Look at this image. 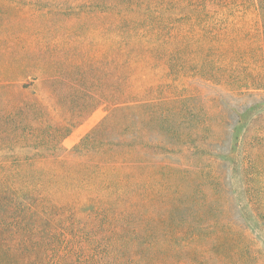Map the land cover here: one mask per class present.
<instances>
[{
	"label": "trees",
	"instance_id": "trees-1",
	"mask_svg": "<svg viewBox=\"0 0 264 264\" xmlns=\"http://www.w3.org/2000/svg\"><path fill=\"white\" fill-rule=\"evenodd\" d=\"M97 1L101 24L113 30L112 70L99 76L100 61L80 51L49 63L46 93L32 102L18 83L0 109V144L22 148L31 119L33 134L53 133L58 119L71 120L70 104L97 101L98 91L107 95V76L113 81L108 114L79 145L33 141L30 158L0 160V264H184L181 256L185 264H228L241 251L264 262V203L254 201L264 187L248 189L255 171L240 155L258 147L264 171V97L256 93L264 91V75L243 73L246 58L264 57V0ZM9 7L0 2L1 11ZM252 10L257 19L242 17ZM100 46L107 49L105 40ZM180 80H198L215 94L179 97ZM14 86L7 80L0 91ZM241 97L252 103L232 107ZM187 121L193 128L178 133ZM225 143L226 151H210ZM44 149L49 154L36 153ZM179 154L198 162L197 172L179 175L182 164H192L173 163ZM212 162L230 165L241 183L234 190L240 226L224 221V207L216 210L219 190L200 183L212 185L215 175L202 173ZM169 179L199 192L155 196Z\"/></svg>",
	"mask_w": 264,
	"mask_h": 264
},
{
	"label": "rangeland",
	"instance_id": "rangeland-1",
	"mask_svg": "<svg viewBox=\"0 0 264 264\" xmlns=\"http://www.w3.org/2000/svg\"><path fill=\"white\" fill-rule=\"evenodd\" d=\"M0 2L8 3L11 7L0 10V48H7L6 51H0V83L7 80L13 81L15 85L11 91H0V109L2 104L6 105L8 97H13L16 95L18 86L22 84L25 86V95L29 100L32 99L33 95H41L46 93L48 84L45 82L52 75L54 71L50 62L53 61H63L67 60L72 56V58H77L80 51H86L91 57L90 62L94 64H99V76L102 74L103 69H107V72L112 70L113 59H112V37L113 30L112 27H105L101 24V15L103 13V7L99 6L97 0H0ZM109 12V11H108ZM246 15L242 17L249 19H257V15H254L255 11H249ZM107 13V12H106ZM95 18L94 20L89 18ZM255 17V18H254ZM91 35V36H88ZM86 39V42H84ZM105 40L107 49L103 51L101 49V41ZM87 41L88 44H87ZM87 44V45H86ZM0 49V50H1ZM105 59L107 61L106 66H101V60ZM12 61H16V64H11ZM55 63V62H54ZM243 73H251L255 75H264V57L251 61V58H246ZM62 64V63H60ZM49 65V66H48ZM49 68L46 70L45 67ZM63 73V67L58 66ZM235 74L238 71L234 72ZM34 76V77H33ZM108 80L105 81L107 87V95L100 96L99 91L96 99L93 101L86 99H79L78 105L71 106L70 119L68 122L63 119H58L54 125L53 133L47 132L45 129L37 131L33 134V130L38 128L33 126V119H31L28 131L27 139L22 140L24 146L9 145L4 148L0 144V160L18 158H30L35 151H33V141H55L61 148L69 150L77 145L83 140V138L97 125H99L104 117L108 114L113 99L111 98V89L113 81L109 76ZM19 83V85H18ZM17 87V88H16ZM65 87H58L57 91H63ZM177 95L183 97L189 94H199L200 91L205 97H209L215 92L204 85L198 80L183 81L180 80L178 83ZM96 85L92 86L91 95L95 97ZM84 92V91H83ZM257 94L264 97V91H256ZM43 103L49 108L51 105L47 104L44 100ZM252 103V99L241 97L238 101H232V107L234 108H245ZM186 104L183 102L181 109ZM73 111V112H72ZM186 110H184V113ZM33 113V109L31 111ZM183 115H186L183 114ZM260 121V120H259ZM258 121V122H259ZM264 121L261 122V124ZM194 121H187L183 123V126H177L178 133H186L190 128H193ZM257 124V123H255ZM175 130V129H174ZM257 129H254L255 131ZM58 131V132H57ZM229 131V129H228ZM264 131V130H263ZM175 132V131H174ZM112 133V131H111ZM31 135V136H29ZM261 139H264V132L260 135ZM30 142V143H29ZM6 143H10L9 141ZM21 144V143H20ZM227 143L224 147L219 150V146L215 145L210 148V151L224 152L227 149ZM244 148V147H243ZM37 154H49L47 149L40 150L36 152ZM182 155V157H181ZM241 157L246 159L252 169L255 171L252 173L253 179L247 185L248 189L252 191H258L260 187H264L261 183V178H263L262 170H260V151L258 147H253L251 149H246ZM189 155L179 154L173 157V163L177 161L190 162L192 164H182L179 175H189L197 172L198 162L189 161ZM196 169L194 168V166ZM8 170L14 171L15 167H7ZM28 171H33L34 167L24 168ZM204 171L202 173L209 172L211 175H215L212 185L208 182L211 181H200V183L208 191V187L217 188L220 194V202L216 205V210L219 211L222 207L228 212L224 214V221L227 218L229 222H233L236 225L241 224L240 217L236 209V203H239V197L234 194V190L241 187V183L231 177L233 174L231 166L222 163H209L204 165ZM250 171V172H251ZM197 182V181H196ZM196 185H193L189 189L186 185H182L169 179L166 186L155 194H171L170 198L178 197L177 194H172V192L180 193V196H187L197 194ZM199 192V191H198ZM188 193V194H187ZM207 192H200L198 197L200 200L208 199ZM254 201L264 203V198H258ZM196 204L201 205V201ZM208 249H210L211 243H208ZM193 247H190L192 251ZM183 246L180 249L182 252ZM187 250V249H184ZM255 252V251H254ZM237 260H229L228 264H264L257 256L258 253H251V255L243 256L242 251L236 253ZM185 256H181L183 263L185 264Z\"/></svg>",
	"mask_w": 264,
	"mask_h": 264
}]
</instances>
